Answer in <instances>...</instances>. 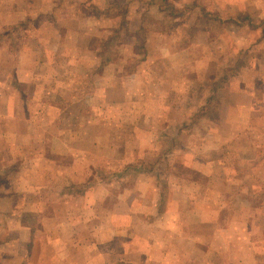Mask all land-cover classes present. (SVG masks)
<instances>
[{"label":"rangeland","instance_id":"obj_1","mask_svg":"<svg viewBox=\"0 0 264 264\" xmlns=\"http://www.w3.org/2000/svg\"><path fill=\"white\" fill-rule=\"evenodd\" d=\"M183 1L71 0L82 13L73 24L77 39L67 51L57 53L59 62L52 66L47 65L51 56L46 35L41 39V15L39 21L29 18L17 27L10 43L13 49L8 45L0 52L13 50L16 56L31 58L42 50L47 63L26 65L34 67L33 80L0 74V102L7 95L14 105L18 102L13 110L15 125L26 127L24 121L30 119V133L36 135L32 144L26 142L14 152L41 153L45 144L48 152L53 149L54 143L41 145L42 96L63 104L56 116L61 113L67 126L71 123L80 129L89 114L94 119L85 126L89 140L62 142L63 152L58 145L57 151L64 153L71 143L78 153H110L106 168L94 159L92 179L88 177L93 183L103 180L110 190L126 193L128 201H162L158 214L162 210L177 214L182 210L178 202L185 196L203 199L212 215L222 209V218L233 207L227 228L222 222L223 235L211 264H264V153H255L247 161L245 152L254 143L246 141L245 126H238L239 135L230 134L228 127L235 113L245 115L230 108L244 107L252 100L245 93L248 85L264 87V0H249L245 9L253 12L238 15L230 13L231 6L221 7L228 12L214 13L208 0H199L205 12L196 8L195 0ZM105 7L110 9L106 13ZM65 14L67 18L69 13ZM204 25L209 29L200 28ZM54 70L57 77L47 79L60 91L42 95L41 74ZM7 85L14 86V92L6 94ZM23 103L31 104L32 111L22 110ZM214 122L219 123L221 147L215 150L209 134L210 129L216 132ZM257 129L264 126L260 123ZM255 144L264 147L262 141ZM0 146V153H9L5 143ZM112 153H125L126 159L114 160ZM186 164L197 167L200 175L188 171ZM76 191L79 197L83 189ZM210 214L205 228L216 222ZM231 234L237 240L229 239ZM233 249L237 255L231 253ZM246 251L252 252L242 255Z\"/></svg>","mask_w":264,"mask_h":264},{"label":"crops","instance_id":"obj_2","mask_svg":"<svg viewBox=\"0 0 264 264\" xmlns=\"http://www.w3.org/2000/svg\"><path fill=\"white\" fill-rule=\"evenodd\" d=\"M195 1L196 8L201 7L202 12H205L199 0ZM207 2L213 5L214 13L221 11L223 6H231L230 13L235 15L253 12L245 9L247 4H251L249 0ZM105 8V13L110 10ZM226 9L221 12H228ZM78 13L82 14L77 4L72 6L71 0L67 4L63 0H0V48L6 46L7 49L8 45L12 48L13 44L10 43L17 27L29 18L39 21L37 17L41 15V39L46 35L48 45L47 48L44 45V48L48 56H51L47 65L52 66L59 62L55 59L57 53L67 51V47L77 39L75 32H78L74 25L77 24ZM84 13H88V8ZM200 28L209 29L206 25ZM6 49L0 52V74L3 73L5 77L13 73L9 77L33 80L36 78L34 67L26 65L32 62L38 65L47 63L42 50L41 54L28 58L14 55L13 50L6 52ZM57 75L55 70L53 74H41L44 85H41L42 95L60 91L49 84L52 80L47 79L56 78ZM5 89L6 94L15 90L12 85H7ZM263 90L264 87L260 85H248L245 93L252 95V100L247 101L244 107L237 105L230 108L231 111H245L244 116L235 113V117L228 120V127L230 134L239 135L238 126H245L246 141L254 143L245 152L247 161L256 157L255 153H264L263 145L255 144V141L264 142V130L257 129L260 123L264 126ZM43 97L41 145L48 142L54 145L48 152L45 144L41 153H28L24 150L23 153L14 152L24 147L26 142L32 144L36 135L30 133V119L24 121V124L27 122L26 127L15 125L13 110L18 107V102L14 105L9 95L0 102V144L5 143L4 148L9 151L0 153V264H211L216 251L214 248H219L217 242L223 235L222 222L227 228L233 220V207L230 214L229 211L224 212L227 217L222 218V209L212 215V208L206 209L203 199L191 200L183 196L182 201L178 202L182 207L180 212L175 214L162 210L158 214L156 210L162 201H128L125 199L126 193L110 190L103 180L93 183L94 159L99 160L101 168H106L111 154L87 151L78 153L71 143L69 149L62 153V142L88 141L90 136L85 128H88V124L92 125L94 119L88 118L89 114L85 115L84 125H80L84 131H78L80 129L77 125L65 124L61 113L58 112L56 116V111L64 109L62 103L48 102ZM30 105L23 103L22 110L29 108L31 112L33 107ZM217 106L221 108V103H217ZM104 109L107 110L106 104ZM104 115L101 116V123ZM218 125V122H214L212 126L216 132L209 130L214 150L221 148L217 141L220 135L217 132ZM105 139L110 141L109 137ZM14 143L22 145L14 146ZM57 145L62 152L57 151ZM112 154L114 160L126 159L125 153ZM184 154H181L182 160ZM185 168L200 175L195 166L186 164ZM101 174L106 173L103 171ZM195 186L199 187L198 190L203 188ZM77 188L83 189L79 197ZM33 192H36V197ZM208 214L209 218L212 216L216 220L211 228H205ZM229 239L235 241L237 235L231 234ZM250 252L246 251L242 255L247 256ZM231 253L237 255L236 249L231 250Z\"/></svg>","mask_w":264,"mask_h":264}]
</instances>
